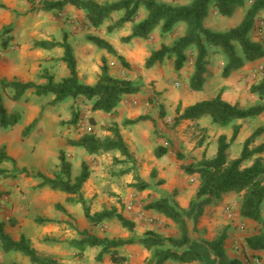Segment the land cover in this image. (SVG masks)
Segmentation results:
<instances>
[{
	"label": "crops",
	"instance_id": "obj_1",
	"mask_svg": "<svg viewBox=\"0 0 264 264\" xmlns=\"http://www.w3.org/2000/svg\"><path fill=\"white\" fill-rule=\"evenodd\" d=\"M95 1L107 4L119 0ZM174 1V5L190 2ZM0 6L4 7H0V34L5 29H11L9 47L0 54V81L31 82L42 86L47 83L42 78V73L47 70L51 75L56 74L52 69L55 63L65 72L63 78L54 75L56 82L67 78L70 72L62 61L65 52L63 48L44 50L34 47L36 42L63 43L64 24L53 19L54 15L51 13H30V5L23 0H0ZM242 10L244 9L239 8L236 13H241ZM76 11L74 7L67 6L59 15L73 14ZM140 15L138 21L144 19L147 12L141 9ZM114 16L118 18L119 15ZM215 20L219 22L217 26L212 25ZM225 23L231 27L229 21L216 11H211L205 22L208 28L215 31H219V25ZM132 28L133 24L129 23L113 33H95L111 44L117 54L130 65L131 71H126L124 77L119 76L123 69L115 56L87 42L84 36H67V43L72 47L77 61L78 77L83 84L94 86L98 82L104 62L112 77L139 81L141 92L126 96L115 112L109 114L92 111V103L89 101L87 105L81 104V124L78 126L82 128L74 133L68 125L60 126L61 120L68 121L69 118H60L59 112H53L67 110L69 104H55L50 108L54 109L51 113L53 122L59 125L60 135L55 138L45 131L48 114L42 115L43 109H48L45 100L52 103L54 96L39 97L33 90H29L21 101H13L11 108L5 105L9 113L20 112L22 119L14 128H0V148H5L7 155L15 161L14 165L6 166L14 173L15 178L0 177V226L16 242L25 237L41 258L53 259L59 264H97L95 259L97 261L102 248L88 247L81 252L72 244L82 239V233L88 232L90 235L117 241L135 239L134 244L121 247L118 252L128 258V264H145L149 255L138 241L149 232L172 237L176 230L173 222L154 210H145L144 207H149L162 198H170L183 211L185 218L190 214L194 215L200 182L196 174L186 173L183 167L215 159L219 139L226 137L230 143L235 126L240 127V132L227 151L229 161L235 160L230 156L232 145L243 135V144L249 138L248 131L253 119L233 122V131L229 134L224 130L213 129L204 117L183 120L177 125L175 119L185 109L219 96L232 105L239 104L247 108L256 105L257 97L251 94L247 86V82L251 81L248 74L263 60L249 62L229 78H223L225 57L219 53V49L212 47L207 58L203 90L193 92L190 89V78L194 72L195 53L179 72L169 59L150 69L146 68L151 54L163 45H172L177 36L183 35L184 30L174 37L163 38L159 28L149 40L133 39L135 48H127L121 40L132 34ZM138 68L139 78L133 72ZM171 79L181 82V86H171ZM248 99H251V104ZM149 100L153 102L150 103ZM162 108L167 113L165 117L161 114ZM179 109L180 114L177 113ZM142 117L146 119L127 124ZM111 128L119 129L129 156H124L119 150L90 155L85 149L69 145L70 141H78L84 135H95L101 140L113 138ZM159 148L166 149L167 153L157 157ZM61 151L66 153L67 160L72 165L73 180L80 175L83 163L89 166L90 176L81 189V195H69L49 187H38L41 180L37 178V174L52 177L59 171ZM27 154H34V161L29 166L20 164L19 161ZM178 155L182 159H178ZM73 156L81 157L79 163L73 161ZM114 162L117 166H114ZM142 184L147 185L146 188L140 189ZM84 205L90 209L91 214L105 210L116 211L135 224L134 231L123 228L116 219L99 227L92 226L85 215ZM58 206L63 207V210L58 209ZM209 208L207 206L204 209V214L208 213ZM38 219L48 222L39 224ZM252 254L264 256L263 251H252ZM102 260V264H113L110 254H105ZM0 264L32 263L21 252H5L0 243Z\"/></svg>",
	"mask_w": 264,
	"mask_h": 264
},
{
	"label": "trees",
	"instance_id": "obj_2",
	"mask_svg": "<svg viewBox=\"0 0 264 264\" xmlns=\"http://www.w3.org/2000/svg\"><path fill=\"white\" fill-rule=\"evenodd\" d=\"M23 1L30 5V13L59 14L67 6L84 11L87 25L95 31L100 30L106 22L114 19V22L108 27L109 33L120 30L126 24L132 23V34L123 39L124 43H130L133 39L149 40L153 32L159 28L163 38L174 36L179 25H183V35L177 36L172 45H163L161 49L154 51L146 62V68L150 69L156 64L169 59L173 61L175 70L179 72L195 53L194 72L190 78V89L193 92L203 90L208 65L207 58L212 47L219 49V53L225 57L223 78H229L249 62H258L264 59V45L251 38L256 18L264 13V0H254L241 24L227 32L215 31L206 26L205 22L211 11H216L221 17L231 18L235 15L237 9L245 6L247 0H189L190 2L185 5H173L160 0H119L107 4H100L95 0ZM141 9H144L147 15L144 19L138 21ZM115 14L119 15L117 19L114 16ZM10 33L11 29H5L0 34V52L8 49L11 41ZM85 39L99 49L106 50L109 54L115 56L122 68L131 70L128 62L119 56L107 41L91 34L86 35ZM34 47L44 50L57 47L63 48L65 52L62 61L66 64L70 75L61 82H56L55 76L45 70L42 73V78L47 83L42 86L31 82L0 81L1 89L11 88L15 92L14 101H21L29 90H33L34 94L39 97L54 96L53 104H60L70 99H81L92 103V111H102L110 114L115 112L126 96L137 95L141 92L138 83L128 79L112 77L109 74L106 62H104L99 80L94 86L83 84L78 77L77 61L73 49L67 41L63 43L36 42ZM250 91L251 94L263 102L264 79L253 85ZM177 113L180 114V109ZM263 113V104L244 108L239 104H229L219 96L214 100L201 102L185 109L182 115L176 117L175 125L183 120L200 119L210 115L214 124L227 127L235 121L254 119ZM78 117L79 115L75 113L73 124L77 123ZM21 119L22 114L20 112H8L3 95L0 93V128H14L21 122ZM145 119L142 117L136 121H129L127 124H134ZM92 123L94 124V121ZM29 130L30 127L26 129L25 136ZM111 131L113 132V138L101 140L95 135H84L78 141H70L69 145L85 149L90 155L119 150L124 156H129L119 129L111 128ZM261 131L254 133L246 140L241 157L237 160L229 161L227 151L230 144L239 135V126L234 127L230 143H228L226 137L219 139V150L215 159L204 160L198 165L183 167L186 173L196 174L200 182L195 200V224L198 223L207 206L220 201L227 194L236 193L244 194L241 201V217L264 225L261 214L264 202V162L258 157L251 166H244L245 162L251 161L256 155L264 153V145H260L257 149H250ZM166 153V149L159 148L157 157H161ZM178 159H182V156L178 155ZM59 161V171L52 177L37 174V178L41 180L38 187H49L54 191L69 195H81V189L90 176L88 164L83 163L80 175L73 180L72 165L67 160L64 151L60 152ZM7 164L14 165L15 161L7 155L5 148H0V177H4L8 173ZM146 186L142 184L139 188L144 189ZM148 208L173 222L177 231L175 236L172 237H164L149 232L138 241L146 250L153 253L152 259L147 264H167L170 262L204 264V256L198 250L191 248L192 239L189 235V226L183 211L173 204L170 198H162ZM58 209L63 210V207L58 206ZM84 210L89 223L94 227H99L107 221L116 219L123 228L131 232L134 231L135 224L114 210L91 214L90 209L85 205ZM45 222L48 221L44 219L37 220L39 224ZM82 236L81 240L72 243L81 252H84L88 247H99L102 248V251L97 258L98 261H101L105 254H110L113 264L129 263L128 258L119 254L118 249L134 244L135 239L117 241L90 235L88 232L82 233ZM226 239V233H222L212 242H208L207 245L211 253L218 259L219 264H243L239 258L228 257L225 249ZM0 243L5 252H21L31 260L32 264H59L53 259L39 257L25 237H22L19 242L14 241L5 234L1 226ZM247 245L252 251H264V227L259 235L247 240Z\"/></svg>",
	"mask_w": 264,
	"mask_h": 264
},
{
	"label": "rangeland",
	"instance_id": "obj_3",
	"mask_svg": "<svg viewBox=\"0 0 264 264\" xmlns=\"http://www.w3.org/2000/svg\"><path fill=\"white\" fill-rule=\"evenodd\" d=\"M160 1H163L165 3H170V4H173L175 2L174 0H170L172 2H167V0H160ZM253 1L254 0H247L245 6L242 7L244 10H242L241 13H238V14L236 13L231 18H225V20L229 21V23L231 24V27H228L226 25V23L228 22H226L224 25H219V27L221 28L219 31L227 32L231 28H235L238 25H240L242 20L244 19V16L247 14L250 6L253 4ZM51 14L54 15L53 19L64 24V28L62 29L63 31H65V34H64L65 36L63 39L64 41L68 40L67 36L69 34H71L72 36L80 37V38L83 36L86 37V35H89V34L96 36L95 33L104 32L105 34H108L109 33L108 27L115 20L114 19L110 22H106L105 25L100 30L95 31L93 28H89V26L87 25L86 14L84 11L77 9L75 13L64 14L63 16H60L59 14H54V13H51ZM116 19H117V16H116ZM218 23L219 22L215 20L213 21L212 25L217 26ZM183 30H184V26H179L176 30L175 35L180 33ZM251 38L252 40L256 42H260L264 45V13H261L256 18L255 28L253 32L251 33ZM123 39L121 40V42L125 44L127 48H135L132 41L130 43H124ZM1 53L2 52H0V54ZM190 55H191V52H190ZM260 67H264V59L259 64H257L256 67H254L251 70V72H249L248 76L254 75L259 70ZM52 69L56 71V74L57 76H59V78H63V76L65 75L64 69L61 68V66H59L58 63H55V66ZM121 69H123L122 75H119V76L124 77V75L127 74L126 71L129 72V70H125L122 67ZM48 72L50 73V71ZM133 72L139 78V68L136 71L134 70ZM56 74L54 73V75ZM263 74H264V70H263ZM262 78L264 79V76L260 77V79L257 78L253 80L251 79V81L249 80V82H247V86L251 88L253 85L258 84L260 81H262L263 80ZM175 80L176 79H171L170 81L171 86H176V87L181 86V82L179 81L175 82ZM134 82L139 84V81H134ZM0 93L3 95L5 105L11 108V106L13 105V101H14L13 97H14L15 92L11 88L1 89V86H0ZM45 102L47 103L46 106L48 107V109L46 110L43 109V113H42V115L48 114V125L45 131L49 136H53L56 138L60 135L58 131L59 125L53 122L54 117L52 116L51 113L54 109H50L55 104H52L53 102L52 103L48 102V100H45ZM66 102L69 104L67 110H61V111L57 110L53 112H56V113L59 112L60 118H63V119L69 118L68 121L61 120V123H60L61 127H65V125H68L69 129H73L74 133H78V130L82 128V126L80 127L78 126L79 124H81V120H80L81 106L80 105L83 103L87 105L88 102L86 100H81V99H78V100L70 99ZM149 102L152 103L153 100H149ZM248 102L249 104H251V99H248ZM136 103H139V102L136 101ZM261 104L264 105V101L263 102L260 101V99L257 97L256 105H261ZM244 108H247V107H244ZM75 113H77L79 117H78L77 123L73 124L72 121H73V117ZM161 114L164 117L167 115L164 108L161 109ZM204 118L206 122L209 125H211V127H213V129L215 130H224L225 133L227 134L233 131L232 124L227 127H222L217 124H213L212 118L210 115H206L204 116ZM258 131H261V132L255 138L253 144L250 146L251 150L257 149L260 145H264V113L261 116L254 118L251 121L250 129L248 131L249 137ZM244 136L245 135L241 136L239 140L236 141L232 145L230 156L232 158H235V160L239 159L242 154V151L244 148V144H243ZM258 157H260L264 162V153H262L260 155H256L251 161L245 162L244 166L245 167L251 166L254 163L255 159H257ZM79 160H81L80 156H76V157L73 156V161L75 163H79ZM33 161H34V154H31V155L27 154V156L22 158L21 161L19 162L20 164H26L27 166H29V164ZM114 166H117L115 162H114ZM7 171L8 173L3 177L4 179L15 178L14 173L12 171L10 170H7ZM243 195L244 194L231 193L226 196V199L222 198L220 201H217L209 205L208 207L210 208L208 209V213L207 214L203 213L198 223L196 224L194 223L193 214H190L188 215V217H186V221L189 226V235H190V238L192 239L191 248L198 250L204 256L205 258L204 264H219L218 259L211 253L207 243L212 242L222 233H226L227 235V239L225 241V249H226V253L228 257L233 258V259L239 258L242 260L243 264H257L255 260H257L260 264H264V256H253L252 250H250L247 245V240L253 236L259 235L263 231L264 225H262L261 223H257L253 220L243 219L241 217L240 209H241V201H242ZM228 208L232 210V215H233L232 218H229L225 213V211ZM144 209L148 210L149 208L148 206H146L144 207ZM261 210H262L261 212L262 218L264 219V202L262 204ZM213 222H215V224H213ZM174 228L177 231L176 226H174ZM147 252L149 256L146 258L145 264H147L152 259V256H153L152 252H149L148 250ZM95 262H97V264H102L103 260L96 261L95 259ZM167 264H177V263L170 262ZM195 264H199V263H195Z\"/></svg>",
	"mask_w": 264,
	"mask_h": 264
},
{
	"label": "built area",
	"instance_id": "obj_4",
	"mask_svg": "<svg viewBox=\"0 0 264 264\" xmlns=\"http://www.w3.org/2000/svg\"><path fill=\"white\" fill-rule=\"evenodd\" d=\"M263 70H264V67H260L259 68V70L254 74V75H252L251 76V79L253 80V79H260V77H263L264 76V74H263ZM263 79V78H262ZM225 213H226V215L229 217V218H232V210L231 209H227L226 211H225ZM252 262H254V261H252ZM255 262L257 263V264H260L257 260H255Z\"/></svg>",
	"mask_w": 264,
	"mask_h": 264
}]
</instances>
